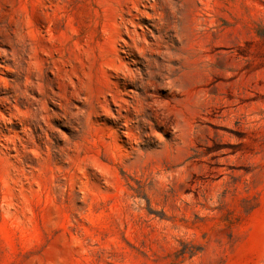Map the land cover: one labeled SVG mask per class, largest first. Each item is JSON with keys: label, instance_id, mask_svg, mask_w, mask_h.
<instances>
[{"label": "rangeland", "instance_id": "obj_1", "mask_svg": "<svg viewBox=\"0 0 264 264\" xmlns=\"http://www.w3.org/2000/svg\"><path fill=\"white\" fill-rule=\"evenodd\" d=\"M0 264H264V0H0Z\"/></svg>", "mask_w": 264, "mask_h": 264}]
</instances>
